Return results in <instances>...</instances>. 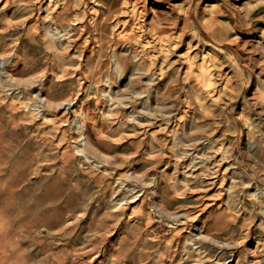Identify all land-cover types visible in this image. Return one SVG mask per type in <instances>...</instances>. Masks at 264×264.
<instances>
[{"label":"rangeland","instance_id":"obj_1","mask_svg":"<svg viewBox=\"0 0 264 264\" xmlns=\"http://www.w3.org/2000/svg\"><path fill=\"white\" fill-rule=\"evenodd\" d=\"M0 77V264H264V0H0Z\"/></svg>","mask_w":264,"mask_h":264},{"label":"bare ground","instance_id":"obj_2","mask_svg":"<svg viewBox=\"0 0 264 264\" xmlns=\"http://www.w3.org/2000/svg\"><path fill=\"white\" fill-rule=\"evenodd\" d=\"M5 62V61H4ZM2 68V67H1ZM7 71V70H6ZM10 72V71H9ZM262 72V71H261ZM2 77V76H1ZM0 77V78H1ZM3 79V78H2ZM1 79V80H2ZM36 79V78H35ZM31 80V79H30ZM18 81V80H17ZM34 81V80H33ZM17 83H19V82H17ZM21 83V82H20ZM10 84H11V82H10ZM4 85V84H3ZM12 85V84H11ZM206 86V85H205ZM8 87V86H7ZM200 87V86H199ZM204 88V87H203ZM200 89H201V87H200ZM202 90V89H201ZM40 99H41V102H43V105H48L49 104V102H48V100L46 99V98H44V97H40ZM74 103H63L62 105H69L68 106V108H70V106H72ZM40 112H42L41 110H39L38 109V113H40ZM74 123L76 124V126H77V129H78V131H80V132H83V135H84V138H85V135H86V133H85V129H83V128H80L79 127V125H78V123H77V121L76 120H74ZM79 133V132H78ZM86 142V141H85ZM262 153V152H261ZM124 201H126V200H122V201H118V200H116V199H112L111 200V203H112V205H113V208H120V207H122L125 203H124ZM158 210H160V209H158ZM160 211H162V210H160ZM177 218H178V216H176ZM200 236H201V234H200ZM202 237V236H201ZM206 237V236H205ZM205 237H202V238H205ZM209 238V237H208ZM196 239V238H195ZM13 245V244H12ZM14 248V247H13ZM8 249V248H7ZM191 250H192V245L189 243V244H187L186 245V248H185V252L187 253V254H190V252H191ZM15 251V250H14ZM22 255H24V254H22ZM16 256V255H15ZM19 257V256H18ZM254 257V256H253ZM254 259V258H253ZM252 259V260H253ZM256 260V259H255ZM4 261V260H3ZM27 262V261H26ZM16 263V262H15ZM14 263V264H15ZM13 264V263H12ZM25 264V263H24ZM256 264V263H255Z\"/></svg>","mask_w":264,"mask_h":264}]
</instances>
